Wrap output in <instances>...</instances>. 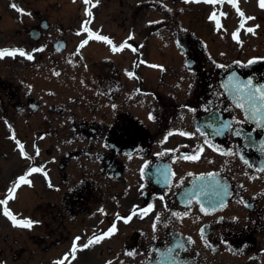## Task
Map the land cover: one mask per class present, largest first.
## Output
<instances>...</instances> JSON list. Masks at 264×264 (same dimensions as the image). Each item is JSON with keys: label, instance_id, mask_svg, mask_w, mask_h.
<instances>
[{"label": "flooded vegetation", "instance_id": "af4514ba", "mask_svg": "<svg viewBox=\"0 0 264 264\" xmlns=\"http://www.w3.org/2000/svg\"><path fill=\"white\" fill-rule=\"evenodd\" d=\"M120 12L111 15L112 21L119 27L125 22L122 9ZM36 13L34 28L39 30L41 43L34 49L43 48V51L38 52L41 55H50L51 50L47 43L56 23L54 20L49 21L44 13ZM136 13L137 10L130 16L133 23L136 21ZM261 19L264 20V14ZM259 35L264 40V30H260ZM197 45L192 41L188 45V62L192 61L193 65H188L191 75L186 81L188 89L201 87L195 97L200 102L193 110L194 116L216 114L223 121H232L233 118L235 121H246L243 124L234 122L233 127H242L246 133L251 132L256 146L244 148L246 141L230 132L213 136L212 129L201 127L197 131L193 125L187 124L173 129L169 113L165 116L158 108L151 112L153 118H149L153 126H148L141 117L125 109L130 98L127 92L153 93L165 110L173 102L168 96L164 97L150 88L141 78L133 80L130 85L132 89H128L118 78L117 67L112 62L109 75L107 74L101 85L103 97L106 99L104 103L111 109L103 117L110 118V121L99 125L95 122H78L71 127L75 134L80 132L88 138V155L100 163L101 170L99 174H92L105 187L104 190L89 189L81 193L80 201L86 206L85 211L81 210L80 213L82 233L83 230H89V237L102 230L108 232L114 223L116 226L115 233L104 238L102 264H108L109 261L112 264H148L157 259L156 248L169 245L179 251L180 248L175 247L177 243H182L184 248L180 249L179 263L171 264H264V171H260L264 168V152L259 150L260 141L264 140V128H258L255 123L247 121L244 112L232 104L220 88L221 77L231 69L243 77L254 75L255 82L264 81V43L259 45L247 42V49L254 54L244 58V48H241L243 50L239 54L235 48L234 57L226 63L218 59L206 62V49L196 48ZM138 54L133 63L134 74L140 64V53ZM249 60L255 62L249 64ZM70 72L69 79L72 80L73 70ZM21 85L23 84H14L8 78L0 81V113L12 110L14 114L30 115L38 110L62 111L60 105L55 103L46 104L42 101L40 104L29 95V89L23 91ZM165 86L170 85L166 82ZM94 90H99L97 85ZM170 132L173 134L168 135ZM180 132L193 135L183 136ZM201 132L206 135H201ZM195 135L198 141H195ZM205 139L225 152L229 149L236 151L238 145L242 152L236 155L221 154V151L205 145ZM201 146L203 152L199 160L189 163L179 158L185 154H193ZM162 152L165 153L163 156L157 155ZM241 154L251 166L240 159ZM122 157L127 160L131 158L134 163L126 166ZM146 162L148 166L144 168ZM66 164L67 160L63 158L59 167ZM165 166L169 171L170 184L167 185L164 183L165 177L157 172V169H164ZM214 170L226 177L227 185L231 189L223 207L217 205V210L208 213L199 210V204L195 201L191 205H181L179 194L191 176L189 173ZM161 195H164L163 201L159 199ZM149 204L154 207L144 214L143 210ZM47 205L41 209L45 213V222L42 233L37 235V241L46 252H50L52 243L70 242L77 230V223L65 222L66 217L60 207L49 206V203ZM65 207L72 214H78L76 202L66 204ZM134 208L137 214L132 215L130 222L125 223L121 218L132 214ZM185 212L188 214L184 215ZM173 213L177 215L174 216ZM93 226L96 227L95 232L90 229ZM189 238L192 243L188 242ZM57 258L58 254L51 251L49 260L56 262ZM86 259L93 260L89 254Z\"/></svg>", "mask_w": 264, "mask_h": 264}, {"label": "rangeland", "instance_id": "374dc122", "mask_svg": "<svg viewBox=\"0 0 264 264\" xmlns=\"http://www.w3.org/2000/svg\"><path fill=\"white\" fill-rule=\"evenodd\" d=\"M8 2H10V4H5V0H0V44L3 45L2 42H6L9 41L10 43L13 44V48H19L21 49L22 47H29L33 44H36L33 41H30L28 38L27 33H25L23 31V26H31L34 23L35 20V15L33 13L36 10H41L40 12H45L47 13L48 16H50V19L53 20L55 17V14L58 15L57 19H58V24L61 25L62 27V33L61 31L59 32H53L52 35L54 34H61L63 35V37H65L68 40V50L63 53V56L68 55L70 58L69 63H74V61L80 56L76 55L78 53H73L74 52V47H75V40L73 39V35H72V23L73 21L71 20V17H67L64 15V17L61 15L59 16L60 13H58V10L55 9V4L56 2L54 0H28L29 2L27 3V0L24 1L25 4H22V2L18 3V7L20 9H24L25 12H23L24 14H21V12H18L16 9H14L13 7H11L12 3L14 0H7ZM254 7V6H253ZM145 9V8H144ZM189 9L191 10V7L189 6ZM149 10V9H147ZM186 8H184L177 16H173L171 18H169L170 21H172L173 19V27L172 30L169 33L173 32V29L176 26V19L180 17V15H182L181 17V25H185L187 27H189L191 30L197 32V33H205L209 30L208 25H202L201 21H198V19L194 22H192L193 20L191 19V15H188L189 13H186ZM255 10V9H252ZM26 11H28L31 15H28L26 13ZM52 12V13H51ZM146 12H151V10L146 11L144 10L143 13ZM152 14V12H151ZM156 14H158L156 17L158 18L159 23L158 24H163L164 28L163 30L157 33L156 37H149L147 32L149 31V27L147 26L146 28H142L143 31H145L144 33H142V36L145 35L146 37V45H149L151 49L156 50V54L160 53L161 56L163 57L160 61H162L164 64H166V69L162 70V71H153L150 70V73L147 72H142V75H144V78L147 80L149 79H155L158 78V72L163 73L164 75H162V79L170 81V82H175L178 79H181L180 76H178L176 73L178 71L177 68H180V60L177 59V56L175 55V50L173 45V40H170V36L168 35V33L166 32V29L169 31V27L167 28V21L161 19V15L157 12ZM186 14V15H185ZM179 16V17H178ZM152 17H148L146 16L145 19L146 20H150ZM144 17L142 16L141 18V24L143 25L144 21H145ZM198 21V22H197ZM75 22V20H74ZM107 27V25H105ZM179 27V26H178ZM112 30L115 31V33L121 37L125 34V32H123L122 30L118 29V28H113ZM19 33H18V32ZM208 33V32H207ZM82 37V35H81ZM3 40V41H2ZM75 42V43H74ZM69 45H70V49H69ZM145 45V46H146ZM127 52V51H126ZM124 53V55L126 57H128L129 53ZM75 55V56H74ZM97 55H102L101 53L99 54H95V56L86 58L84 57V59L81 57L80 58V62H82L83 60V64L86 65L88 63H92L93 61H95L97 58ZM155 55V54H154ZM53 57H57L58 59L56 60V62L61 63L59 56V53H55V55H52ZM16 58L21 60V56L17 55L15 57V62L17 61ZM40 59L38 56L33 57L32 60H28L27 58L24 59V62L26 61L27 63H34V62H38ZM43 60V66L46 65V62L48 64H50V59H42ZM152 60V59H151ZM5 61H10L9 59H6ZM2 63V62H0ZM146 63L143 64V66H145ZM67 66V65H66ZM85 67V66H84ZM79 70V69H78ZM86 69H84L85 72ZM126 72V76L130 77L129 73H131V71L128 70H124ZM21 73H28L30 76L28 78V83L30 84V86L33 88V91H35V94L37 93V84L38 82L36 81V79H34V76L36 74V70L34 69H27L26 71H20ZM7 73V71L2 70V64H0V75L1 76H5ZM131 77H133V75H131ZM80 78V77H79ZM47 83L51 86H55V84H61L63 87H66V83L65 80H62L60 78H51L49 80H47ZM50 88V87H49ZM52 88V87H51ZM158 89H162L165 90V88L162 87H158ZM57 93L55 94V97L58 98L60 93H65L64 89L60 88V90H56ZM152 99V98H151ZM180 100L182 99V96L180 97ZM142 104L145 106L146 110H150L152 109V104L148 101V100H144L142 102ZM71 108H75V106H72ZM134 112L136 113H140L137 109L134 110ZM44 115L47 114V117H43L41 114L38 115H34L32 117H30V125L27 128V131H20V134L22 135H15L16 137L13 138V140H11V143L9 141H7L8 144H10V150L7 151V156H2V150H0V188L3 187L1 185H3V183L7 180V179H13V181L15 180L14 178L16 177L12 175H8L9 171L11 170L12 167H16L19 170L18 171H23L24 168L20 167V163L22 161V159H28L30 160V168L33 167H40V168H45L48 173H49V177L50 180L52 182H57L58 181V177H59V171H57L56 169V163H57V159L54 154H50L45 150L46 146H48L49 143L55 142L58 143V145L55 147L56 149L59 148V146L61 147V149L63 150V146H62V142L64 141V138L66 136L65 133H68V129L66 126V120L65 118H61V117H57V115L55 113H48V112H43ZM142 113L144 114V111H142ZM11 125V122H9V124L7 125V127H9ZM53 126H55V128H52ZM50 128V129H48ZM26 130V129H25ZM47 131L49 133H53L54 131L56 133H58V136H56V139L53 138L52 134L47 133ZM6 131L1 127V123H0V134H5ZM28 133V134H27ZM26 135V136H25ZM43 137V138H41ZM43 142L45 143V145H43L42 147L38 146L40 145L39 142ZM19 142V143H18ZM17 143V151L13 152L12 151V147L14 146V144ZM23 143V144H22ZM21 145H23V151L21 150ZM39 149V155H36V151H34L35 149ZM22 154V155H21ZM59 157V155H58ZM62 160V159H61ZM42 161V162H41ZM55 167L56 171H53V168ZM41 173H33L32 175L29 176V178L32 180L34 185H38V175ZM12 181V182H13ZM10 185H12L10 183ZM28 187H24L20 190V194L19 196H22L24 194V198L23 200L19 197L17 200L12 199H8V205L11 208H18L20 206H22V203L25 202L27 195L29 193V189H27ZM32 197V195H30V198ZM49 197V196H47ZM8 198V195L5 197V199ZM43 200H48L46 197H42ZM3 200V199H2ZM32 203V201H31ZM33 205L30 206L29 210H33ZM17 210V209H16ZM20 211V210H19ZM34 214V213H33ZM18 216H22V215H18ZM19 219V218H17ZM23 227H19V226H14V224L12 223L11 219H9L7 216H5L3 214V212L0 211V264H52V261L49 260V257L51 255V251H54L56 254L61 251L62 255H66L68 254V251L66 248V245L64 246H56V247H52L50 253L46 252V249L44 247H41L40 245L37 246V244H35L28 236V234H26L23 230ZM24 243V245H23ZM67 251V253H66ZM101 261V259H91L90 261H88L87 263H82V264H101L99 263ZM78 264H80V262H77ZM65 264H72V263H65ZM76 264V263H75Z\"/></svg>", "mask_w": 264, "mask_h": 264}, {"label": "snow or ice", "instance_id": "6c2138e0", "mask_svg": "<svg viewBox=\"0 0 264 264\" xmlns=\"http://www.w3.org/2000/svg\"><path fill=\"white\" fill-rule=\"evenodd\" d=\"M99 0H96V4H92L91 0H84V3L86 5H90L91 7H95L97 6ZM186 3H190V2H195V3H206V4H211V5H216V4H221L223 5L225 2L231 3L233 4V6H237V0H185ZM261 8H264V0H260V5ZM11 7H13L14 9H16L18 12H21V14L23 13V10L20 9L15 3H13L11 5ZM237 12L238 15L242 18V22L240 24V28L244 27V22L245 21H250L255 19V17L252 16H245V14L240 11V9L237 7ZM28 15H31L30 13H27ZM86 16H88L89 18L92 17V12L89 9H86L85 12ZM221 15L226 16V13H221ZM209 20L211 21H215L216 22V27L217 30H219L220 28H222V25L220 23L219 18L217 17L216 12H213L210 16H209ZM90 20H86L84 22V24L82 25V30L83 32L89 33V38L90 39H97V40H102L105 41L106 43L113 45L112 40H110L108 37L106 36H101L98 35L96 33H92L90 31V29L87 27V25L90 23ZM152 23V22H150ZM155 23H159V22H155ZM259 25H256L255 27H248L246 29V31L248 33H252L255 34V28H258ZM80 33H77V35H79ZM129 40L134 39L133 36H129L128 37ZM233 39L236 40L237 42L239 41V29H237L236 32L233 33ZM88 43V40H84L80 47H83L84 45H86ZM125 47H129L132 48L131 45H129L127 43V41H125L124 43H122L121 45H119L118 47L113 45L112 50L113 52H120L122 51ZM140 47H143V45H141ZM33 51H43V48H39V49H34ZM79 51V49L77 50ZM133 52H136L137 49L136 48H132ZM17 55L21 56V57H26L28 60H32L33 59V55L30 53H26L25 50L23 49H19V48H5V49H0V58H4V57H16ZM223 55V54H222ZM254 60H249L248 63L252 64L254 63ZM141 63H143V61H141ZM239 63V62H236ZM153 68L156 67H162V66H158V65H150ZM218 67H224V65H218ZM55 75L59 76L60 73L59 72H55ZM129 75L131 76L132 73H129ZM235 79L236 83L232 89L234 95L236 94H245L244 98L247 100L248 102V107L246 109V118L247 121H251L256 123L258 128H264V85H260L258 87H254L253 86V80L251 78H249L247 81L245 82H240L237 78H235V74H233V76L229 77V82L231 83L233 80ZM35 107V106H33ZM238 107L240 108H245V104L244 103H240L238 104ZM150 119H152L153 117L149 116ZM219 123V126L214 127L213 123H209L208 125H206V127L211 128L212 129V135L213 136H222L225 132H230L232 135L236 136V137H241L243 138L246 143L244 144V148L249 147L250 145L255 147L256 146V141L254 140V138L252 137V133L251 132H245L243 130L242 127L239 128H234L233 127V123H240L243 124L246 121H235V118H233L232 121H223L220 120L218 117H214V123ZM197 131H200V129H197ZM253 131H255V129H253ZM173 133H168V135H172ZM180 135L183 136H190L193 135L191 133H187V132H180ZM201 135H206L205 133L201 132ZM14 138V137H13ZM43 138V137H41ZM167 139V136L165 137V140ZM19 143V142H18ZM204 144L207 145L208 147H212L214 148V150L217 151H221V154L224 155H236L238 153L242 152V149L240 148V146L238 145L236 148V151H233L232 149H229L227 152L223 151L222 149L219 148V146H215L213 145L208 139L204 140ZM21 150L23 151V145L20 146ZM259 150L261 152H264V140L260 141V147ZM169 151H175V150H169ZM203 152V146H201L200 148L196 149L195 152L193 154H185L182 155L181 157H179L180 159H184V160H189V161H195V160H199L200 159V154ZM165 153H158L157 155L163 156ZM36 155H39V149H36ZM240 159L245 163V164H249V161L244 159V156L241 154L240 155ZM147 162L144 165V168H146ZM249 166H251L249 164ZM260 171H264V168H261ZM43 172V169L40 167H33L31 168L28 173H26V175H22L18 178L17 182H14L12 188H10L8 190V198L0 200V205H7L8 204V199H12L13 197V193L16 191V189L21 185V184H30V180H28L26 177L32 175L33 173H41ZM141 172L143 173V168L141 169ZM157 172L165 177L164 183L170 184V181L168 179L169 177V171L167 166L164 167V169H157ZM45 175H47L46 173H44ZM170 175L174 176L175 173H170ZM189 175H192L191 173H189ZM210 177H213L212 181L210 183H201L200 185H196L195 182L193 184V188L190 190H187L184 193V200L188 205H191L193 203V201L199 203L200 202V198L204 197L210 207L212 211L216 210L217 205L219 207H223V199L225 196L230 195V192L228 190V185L227 184H221L219 180L215 179V176L217 174L214 173H209L208 174ZM201 180H203V177L200 178ZM51 187V185H49ZM143 187V186H141ZM166 195V194H165ZM159 199L161 201L164 200V195H161L159 197ZM153 205L149 204L147 206L146 209L143 210L144 214H147L149 211H151L153 209ZM201 210L204 212H207L208 209L204 207V204L200 205ZM136 210L134 208L133 213L130 214L128 217L126 218H121L124 220L125 223L130 222V220L132 219V215H136ZM188 213L185 212L184 215H187ZM4 215L7 216L9 219H11L12 223L14 224V226H19V227H25V228H31L33 226L34 223H38L37 221H33L31 219H17V217L15 215H13L12 212H10L7 208H5L4 210ZM173 215H177V213H173ZM157 219H159V216H157ZM155 227V225H154ZM116 231V226L115 223L113 224L112 228L109 229V231L107 233H103L100 236H95L93 239H90L88 241V243L84 244L82 247L83 248H88L90 247L93 243H99L102 239L114 234ZM201 232L203 233V229L201 230ZM80 237L76 238V241H79ZM189 243H192V241L189 238ZM176 248H184V245L182 243H177ZM77 251V245L76 242L74 241L73 243V247L71 249V258L75 259V255L74 253ZM174 251V249H169V252ZM128 255H132V253H128ZM69 254H66L64 258H62L61 260L55 262V264H65V261L68 259ZM108 264H112L111 261L108 262Z\"/></svg>", "mask_w": 264, "mask_h": 264}]
</instances>
